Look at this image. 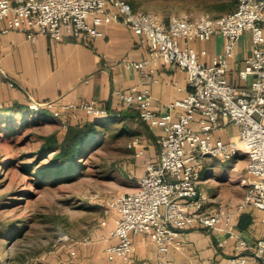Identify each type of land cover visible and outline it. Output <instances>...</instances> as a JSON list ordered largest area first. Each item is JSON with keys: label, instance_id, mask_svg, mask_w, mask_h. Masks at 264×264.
I'll return each instance as SVG.
<instances>
[{"label": "built area", "instance_id": "built-area-1", "mask_svg": "<svg viewBox=\"0 0 264 264\" xmlns=\"http://www.w3.org/2000/svg\"><path fill=\"white\" fill-rule=\"evenodd\" d=\"M264 0H238L231 12L214 15L203 11L196 16L173 13L168 19L157 12L135 8L129 0H0V38L19 30L35 41L45 34L54 40L73 37L83 41L103 34L101 25L120 22L129 26L145 44L150 59L165 62L187 71L190 90L159 112L151 107L152 94L116 89L115 94L126 105L136 104L140 117L163 129L158 139L157 159L147 157L145 173L132 191L108 198L104 214L115 211L114 226L109 234L115 243L107 248L108 258L123 259L131 264L134 250L132 233L150 236L158 247L160 262L171 247L182 246L187 227L201 225L224 233L219 244L235 239L234 253L228 264H247L249 260L264 264V230L254 242L243 237L233 212L206 206L208 195L200 189L206 156L229 159L237 154L247 157L248 191L240 207L252 203L264 210ZM251 31L253 52L239 70L242 78L252 76L250 85L232 83L227 76L236 43ZM222 33L225 46L211 63L203 61L193 45L195 39L207 40ZM148 59L130 61L144 69ZM38 109V105L30 103ZM64 109H83L92 116L108 113V107L97 101L63 105ZM181 108L177 115L174 109ZM55 115H59L56 111ZM69 116L61 117L66 126ZM198 120L195 126L194 121ZM222 121L239 125L238 134L229 140L215 136ZM135 155H145L140 136L128 146ZM264 221V216H263ZM91 240L90 238L84 239ZM72 254L75 241L64 240Z\"/></svg>", "mask_w": 264, "mask_h": 264}, {"label": "crops", "instance_id": "crops-1", "mask_svg": "<svg viewBox=\"0 0 264 264\" xmlns=\"http://www.w3.org/2000/svg\"><path fill=\"white\" fill-rule=\"evenodd\" d=\"M261 23L264 24V20ZM101 29L103 34L90 41L73 37L54 40L45 34L38 35L32 41L19 30L3 35L0 38L1 111L6 112L5 107L16 104L13 110L19 113L23 105L26 110L31 109L42 116H55L58 111V117L69 116V122L74 123L87 118L89 114L81 108L64 109L63 105L94 100L108 109L118 111H126L130 106L137 107L136 104L126 105L121 101L115 94L116 89L141 91L148 88L152 94L151 107L159 112L165 110L167 103L187 95L190 90L187 71L162 58L156 62L150 59L148 47L140 42L139 36L129 26L111 22L102 24ZM225 41V35L218 33L211 39H195L193 45L199 51L205 50L200 57L211 63L223 51ZM253 47L251 31L246 30L238 39L235 54L230 60L227 76L232 83L244 86L251 84L252 76L242 78L239 70L245 66ZM145 59L149 61L143 70L128 64ZM30 103L37 104L38 109L29 108ZM180 110L174 109V114L177 115ZM194 124L197 126L198 120ZM238 132L237 123L222 121L215 136L229 140ZM162 134L161 127L145 120L141 132L129 134L130 139L136 135L141 137L145 155L136 156L135 149L141 146L131 148L127 143L132 153L125 160L126 174L135 178L136 184L125 191L137 187L138 179L145 173L147 157L157 159L158 139ZM248 178L245 154H237L229 159L209 155L204 160L200 189L208 195V208L233 212L239 233L254 242L264 230V210L252 203L239 206L249 188ZM243 213L250 215L245 228L239 226ZM104 215L95 233L73 240L75 255L81 254L78 258L80 263L96 259L98 261L92 264H127L121 258H108L106 248L116 241L109 234L116 213L113 211ZM222 235L224 233L201 225L187 227L182 233V246L171 247L160 262L156 242L146 234L132 233L134 250L131 264H228L234 253L235 239L230 238L221 246L219 238ZM86 238L91 240L85 241ZM59 248L71 253L64 243ZM102 258L106 261L102 262ZM247 264L261 263L249 260Z\"/></svg>", "mask_w": 264, "mask_h": 264}, {"label": "rangeland", "instance_id": "rangeland-1", "mask_svg": "<svg viewBox=\"0 0 264 264\" xmlns=\"http://www.w3.org/2000/svg\"><path fill=\"white\" fill-rule=\"evenodd\" d=\"M133 1L136 8L165 17L179 12L192 16L203 11L213 13L198 0ZM1 114L0 264L98 261L80 263L81 254L59 247L66 237L74 240L95 233L105 217L108 198L136 184L135 178L126 174L125 160L132 153L127 146L129 133H120L121 122L109 123L111 128L102 144L80 160L72 175L64 170L61 174L46 173L42 178L39 168L53 154L41 153L40 147L49 134L61 135L67 125L59 115L42 116L31 109Z\"/></svg>", "mask_w": 264, "mask_h": 264}, {"label": "trees", "instance_id": "trees-1", "mask_svg": "<svg viewBox=\"0 0 264 264\" xmlns=\"http://www.w3.org/2000/svg\"><path fill=\"white\" fill-rule=\"evenodd\" d=\"M129 1L136 8V2L133 0ZM198 1H201V3L211 10L214 15L231 12L236 9L238 3V0ZM15 106L16 104L14 106H7L4 108V111L12 114ZM21 108L20 110L26 109V106L21 105ZM137 108L138 107L130 106L126 111H118L109 108L108 113L105 115H89L83 120L74 123L69 122L61 135H58L56 132L49 134L41 145L40 151L41 153L51 152L53 155L50 161L44 163L39 168V173L42 174V178L46 173L55 172L61 174L64 170L66 171L65 174L72 175L74 170L80 165V160L102 144L107 129L111 128L109 127V123L111 122H121L120 133L130 134L141 132L144 120L140 117ZM2 109L3 108L0 107V116L2 115ZM249 221L250 215L243 213L239 221V226L245 228Z\"/></svg>", "mask_w": 264, "mask_h": 264}]
</instances>
